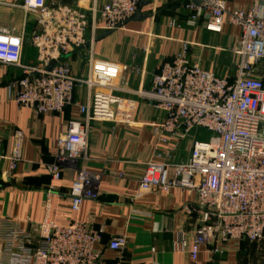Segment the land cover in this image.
I'll use <instances>...</instances> for the list:
<instances>
[{
	"label": "built area",
	"instance_id": "built-area-1",
	"mask_svg": "<svg viewBox=\"0 0 264 264\" xmlns=\"http://www.w3.org/2000/svg\"><path fill=\"white\" fill-rule=\"evenodd\" d=\"M141 0H92L87 8L63 0H0L26 15H36L37 28L26 37V20L21 28L0 26V63L19 68L21 77L7 85L8 97L38 113L63 112L75 105L78 114L70 119L56 139L55 161L47 166L58 180L66 163L76 162L71 182V209L79 210L85 199L97 200L102 174L88 169L89 137L94 121L117 122L122 102L118 79L131 70L143 75V67L97 58V31L122 29L138 11ZM187 23L221 33L223 25L240 28L234 44L220 48L239 58L233 78L206 68L201 54L192 57L198 42L182 39L170 60L160 64L151 84L134 92L150 102L164 116L151 124L159 161L145 163L140 190L170 193L181 189L191 200L179 213L183 219L172 249L185 253L191 264L206 247L209 260H217L241 241L264 240V0L244 8H230L225 0H185ZM175 24V22H172ZM88 32L90 37H88ZM29 42L36 60L23 59ZM87 47L85 74L74 72L70 56ZM85 86L88 98L76 100L75 89ZM190 145L189 157L170 159L169 145L181 141ZM23 133H14L10 153L3 151L14 171L23 157ZM142 219L151 212L134 209ZM32 229L8 221L0 244V264H127L124 251L128 238L115 235L106 249L96 244L103 228L92 221L75 220L62 225L46 217L30 221ZM115 253L107 259L105 252ZM153 250H155L153 248Z\"/></svg>",
	"mask_w": 264,
	"mask_h": 264
},
{
	"label": "crops",
	"instance_id": "crops-1",
	"mask_svg": "<svg viewBox=\"0 0 264 264\" xmlns=\"http://www.w3.org/2000/svg\"><path fill=\"white\" fill-rule=\"evenodd\" d=\"M91 1L63 0L79 8H87ZM103 1L98 0L99 3ZM184 1L141 0L139 8L141 6L145 17H133L122 29L97 31V58L142 66L143 75L126 70L118 79L121 87L130 90L118 91L122 102L117 122L91 123L86 165L91 171L102 174L100 193L97 200L85 199L79 210L71 209L69 193L76 162L66 163L58 180L53 179L47 169L56 159V139L68 121L78 114V108L73 105L61 113H38L21 106L8 97L7 85L12 79L21 77L22 72L19 68L0 63V138L3 151L10 153L17 130L23 133V157L17 168L5 173L9 162H0V244L8 221H16L28 230L32 229L30 221L39 223L46 217L62 225L75 220L92 221L95 227H102L104 231L102 240L96 244L99 249H106L115 235L123 234L128 238L124 251L127 264H191L185 253L172 249L183 221L179 208L191 197L178 188L170 193L140 190L145 163L161 160L157 155L151 124L161 119L164 112L154 108L134 90L150 86L153 73L162 62L172 58L182 39L198 42L199 45L191 46L192 57L201 54L206 68L233 78L239 58L220 48L234 44L240 28L225 23L221 33H214L204 27L203 21L190 26L188 13L182 5ZM225 1L230 8H244L254 0ZM17 14L20 22L14 18ZM35 17L32 12L26 15L16 7L0 6V26L19 29L26 20V37L37 28ZM23 59L26 62L36 60V50L28 41L24 46ZM70 61L76 74H85L88 69L87 47L72 54ZM74 96L76 100L85 102L87 88H76ZM169 148L170 159L183 161L189 157L190 145L186 140L178 145L171 144ZM134 209L151 212L152 217L142 219L132 212ZM105 255L107 259L115 257L111 250H106ZM245 259H249L248 262ZM193 264H264V259L241 258L237 249H233L212 262L203 246Z\"/></svg>",
	"mask_w": 264,
	"mask_h": 264
},
{
	"label": "rangeland",
	"instance_id": "rangeland-1",
	"mask_svg": "<svg viewBox=\"0 0 264 264\" xmlns=\"http://www.w3.org/2000/svg\"><path fill=\"white\" fill-rule=\"evenodd\" d=\"M13 17V16H12ZM14 18H17V21L20 22V15H15ZM15 21V22H17ZM241 258H252L256 257L257 259H264V240L259 242H249V241H242L239 244V248L237 249ZM254 253V254H253ZM248 262L247 259H245Z\"/></svg>",
	"mask_w": 264,
	"mask_h": 264
},
{
	"label": "water",
	"instance_id": "water-1",
	"mask_svg": "<svg viewBox=\"0 0 264 264\" xmlns=\"http://www.w3.org/2000/svg\"><path fill=\"white\" fill-rule=\"evenodd\" d=\"M192 1L195 2V3H198L199 2V0H192ZM143 17H145V15L142 14V12H141V6H140V8L138 9V11L136 12V14L134 16V19H142Z\"/></svg>",
	"mask_w": 264,
	"mask_h": 264
},
{
	"label": "trees",
	"instance_id": "trees-1",
	"mask_svg": "<svg viewBox=\"0 0 264 264\" xmlns=\"http://www.w3.org/2000/svg\"><path fill=\"white\" fill-rule=\"evenodd\" d=\"M12 80H13V79H12ZM12 80H11V81H12ZM68 107H69V106H68ZM243 241H249V240L245 239V240H243ZM241 242H242V241H241ZM241 242H240V243H241ZM249 242H252V241H249Z\"/></svg>",
	"mask_w": 264,
	"mask_h": 264
}]
</instances>
